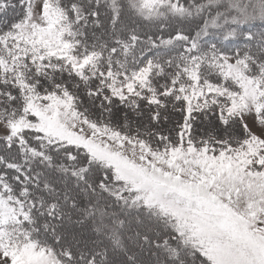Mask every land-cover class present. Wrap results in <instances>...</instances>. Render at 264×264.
<instances>
[{"label": "snow or ice", "instance_id": "6c2138e0", "mask_svg": "<svg viewBox=\"0 0 264 264\" xmlns=\"http://www.w3.org/2000/svg\"><path fill=\"white\" fill-rule=\"evenodd\" d=\"M0 264H264V0H0Z\"/></svg>", "mask_w": 264, "mask_h": 264}]
</instances>
